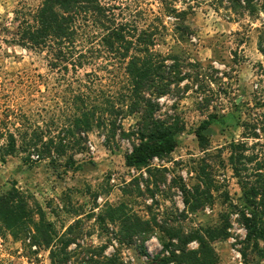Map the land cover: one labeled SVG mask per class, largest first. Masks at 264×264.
I'll use <instances>...</instances> for the list:
<instances>
[{
	"label": "rangeland",
	"instance_id": "374dc122",
	"mask_svg": "<svg viewBox=\"0 0 264 264\" xmlns=\"http://www.w3.org/2000/svg\"><path fill=\"white\" fill-rule=\"evenodd\" d=\"M250 1L251 7L248 0H102L127 19L152 16L151 10L162 16L167 31L156 50L164 56L186 59L183 72L190 77L158 99L161 108L156 116L177 119L184 123L185 130L177 136L176 150L151 164L153 169L167 170L165 181L157 188L155 180H148L146 169L137 171L126 165V155L140 142L136 136L117 135L110 146L105 145L108 133L98 126L104 120L106 124H119L120 108H96L93 130L84 149L74 154L73 162L67 163L72 152L54 163L50 159L31 164L23 161L27 153L22 151L23 139L14 128L30 127L32 134L40 126L59 136L78 114L79 108L70 107L69 102L80 89L101 102L110 91L117 92L124 80L121 71L109 74L104 61H98L101 67L95 69L101 79L83 76L96 68L93 66L82 70L79 77L51 70L46 52L17 44L20 19L36 10L41 0H0V143L6 142L5 128L18 139L14 156L1 159L0 152V195L16 184L42 205L47 219L54 223L57 238L78 223L73 234L76 242L68 248L73 256L68 264H87V254H98L104 247V256L116 255L123 264H149L136 246L119 243L118 224L102 223L99 218L109 207L122 204L144 220H168L185 231L218 226L221 215L229 214V238L215 244L220 264H264V257L245 242L247 232L238 211L243 207V191L231 168L228 149L232 142L243 140L245 124L256 125L259 132L264 127V55L259 50L264 0ZM166 3L179 12L186 11V22L194 34L178 40L180 18L178 13L164 9ZM85 85L90 89H84ZM104 110H110L106 118ZM212 117L207 131L210 143L203 148L196 131ZM137 122V115L126 116L123 125L127 132H133ZM246 141L250 146L257 142ZM259 141L264 144V133ZM256 150L264 152V147ZM204 166L213 183V204L192 212L185 205L181 187L193 189ZM135 178L140 179L141 191L136 184L131 185ZM146 245L152 257L163 250L157 235ZM197 247L196 243L190 245L192 249ZM61 248V242L46 248L34 245L29 237L15 238L0 228V264H52L51 251ZM234 250L240 252L241 259L235 257Z\"/></svg>",
	"mask_w": 264,
	"mask_h": 264
},
{
	"label": "trees",
	"instance_id": "16d2710c",
	"mask_svg": "<svg viewBox=\"0 0 264 264\" xmlns=\"http://www.w3.org/2000/svg\"><path fill=\"white\" fill-rule=\"evenodd\" d=\"M247 5L251 7L250 0ZM164 9L168 13H178L180 21L176 28L180 33L179 41L195 33L186 22V11L179 12L170 3H166ZM151 15L127 19L117 13L114 6L102 0H41L36 10L20 19L17 44L25 49L46 52L51 70L62 76L73 74L79 77L82 70L93 66L96 68L83 76L101 79L95 69L101 67V64L97 66L98 61H104L109 74L114 70L121 71L124 80L117 92L110 91L101 102L94 101L88 92L80 89L79 94L74 95V100L69 102L70 107L79 108L78 114L61 129L59 136H53L50 129L40 126L32 134L30 127L24 130L14 128L23 139L21 149L27 153L24 162L31 164L50 159L54 163L69 152L72 153L67 163L73 162L74 154L84 149L88 134L93 130L96 108H120L119 124H106L104 117L110 115V110H104V122L98 127L108 133L105 145L110 146L117 135L136 136L140 142L126 155V165L137 171L146 169L148 180H155L154 185L161 187L167 170L153 169L151 164L155 159L169 157L176 150L177 136L185 130V125L177 119L158 118L156 113L161 108L158 99L169 95L173 88H179L190 75L183 72L186 59L164 56L156 50L167 26L162 16L152 10ZM259 50L264 55V24L259 36ZM188 65L200 67L199 64ZM83 88L90 89L86 85ZM131 115H137L138 122L133 132H127L123 122L126 116ZM213 120L214 117L203 122L196 131L203 148L210 143L207 131ZM257 129L256 125L251 127L245 124L243 140L232 142L228 149L231 168L240 180L243 191L244 203L238 211L240 222L247 232L245 242L264 257V152L256 150L264 147L259 141L264 127L260 132ZM5 131L3 137L6 142L0 143L1 159L14 156L18 147L16 134L8 128ZM250 139L257 142L250 146L246 141ZM198 177L199 183L193 189L181 187L185 194V205L192 212L202 211L213 204V183L205 166ZM132 184H136L141 191L139 178H135ZM99 218L102 223L109 221L118 224L119 243L136 246L139 255L147 257L149 264H220L215 244L227 240L232 227L229 214L224 213L218 226L185 231L168 220L162 223L144 220L128 211L124 204L109 207L105 216ZM77 224L57 238L54 223L47 219L42 205L27 196L16 184L0 195L1 229L15 238L29 237L34 245L46 248L56 242L62 243L59 251H51L52 264H68L72 259L68 248L76 242V235L73 237V234ZM154 235L159 237L163 250L152 257L146 243ZM193 243L198 245L196 249L190 248ZM105 249L102 248L98 254L88 253L87 264H123L116 255L104 256Z\"/></svg>",
	"mask_w": 264,
	"mask_h": 264
},
{
	"label": "built area",
	"instance_id": "2783aa9c",
	"mask_svg": "<svg viewBox=\"0 0 264 264\" xmlns=\"http://www.w3.org/2000/svg\"><path fill=\"white\" fill-rule=\"evenodd\" d=\"M245 229V228H244ZM235 241V240H234ZM234 253H235V257L237 258V259H241V254H240V252H238L237 250L235 251L234 250Z\"/></svg>",
	"mask_w": 264,
	"mask_h": 264
}]
</instances>
